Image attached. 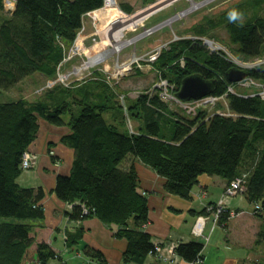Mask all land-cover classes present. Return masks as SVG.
<instances>
[{
    "label": "trees",
    "instance_id": "trees-1",
    "mask_svg": "<svg viewBox=\"0 0 264 264\" xmlns=\"http://www.w3.org/2000/svg\"><path fill=\"white\" fill-rule=\"evenodd\" d=\"M13 1V11L0 15V94L35 74L55 78L65 57V45L71 46L77 38L83 15L103 4V0ZM262 5L264 0L235 5L208 27L226 26L233 52L244 60H255L264 56V16L249 17L247 13ZM125 8L134 12L128 5ZM233 11L239 14L238 19L230 21L228 14ZM241 16L247 17L244 22L239 21ZM195 32L208 35L209 29L202 24ZM154 66L176 84V90L185 77L197 74L215 81L211 95L223 96L233 84L226 73L236 64L222 52L208 50L203 42L191 38L170 43ZM247 71L248 77L264 84V66ZM93 73L81 83H58L45 92L36 91L30 100L21 94L0 101V264H50L59 260L48 243L36 244L34 225L28 222L44 217V189L18 183L26 170L22 166L24 154L38 137L43 121L69 127L61 142L73 149L75 157L69 173L58 174L54 190L71 207L67 217L75 221L97 217L119 227L115 236L127 241L125 262L144 264L147 256L157 254V245L163 246L154 244L144 231L149 204L142 193L136 162H143L165 178L167 192L185 199L202 175L219 176L229 185L246 172L245 191L236 196L243 194L250 204H261L258 214L264 213L263 99L245 92L228 94L229 110L234 115L216 114L208 119L206 111L194 117L171 111L157 93L141 94L127 108L106 76L98 70ZM109 112L112 122L104 117ZM131 119L140 122L135 131L120 129ZM126 159L131 163L124 167ZM229 218L228 212L222 213L218 223ZM80 234L70 232L67 246H76ZM203 248L201 242L189 241L179 243L174 253L188 263L206 264ZM84 250L90 259L107 263L100 251L92 247Z\"/></svg>",
    "mask_w": 264,
    "mask_h": 264
},
{
    "label": "crops",
    "instance_id": "crops-1",
    "mask_svg": "<svg viewBox=\"0 0 264 264\" xmlns=\"http://www.w3.org/2000/svg\"><path fill=\"white\" fill-rule=\"evenodd\" d=\"M35 89L36 86L32 91ZM32 91L26 92L23 97L30 100L34 94L35 98L36 91ZM104 117L114 121L111 112ZM133 120L137 128L140 122ZM122 129L128 128L123 126ZM69 132L67 126L59 127L43 121L38 137L28 151L33 166L24 170L18 178L21 187H42L45 191V198L41 201L44 217L28 221L34 225V241L36 244L48 243L57 252L59 260H51L50 264H72L77 260L79 264H101L87 257L85 247L103 253L106 264H138L123 259L127 241L115 236L119 227L107 225L97 217L72 220L66 215L70 205L55 195L58 174L69 173L75 157L73 149L61 142ZM130 163L126 159L123 166L127 167ZM242 166L245 170L246 165ZM136 169L142 193L146 194L149 204V222L144 225V231L152 236L154 244H163L162 255L151 254L144 264H194L176 256L174 251L172 253L179 243L189 241L204 245L202 255L206 264H264V213H254L253 204L243 194L225 197L228 185L225 179L202 175L185 199L167 192L166 179L143 162H136ZM221 199L225 200L227 211L236 215L224 223H217L212 213H207L205 209ZM70 232L81 233L79 243L73 248L67 246Z\"/></svg>",
    "mask_w": 264,
    "mask_h": 264
},
{
    "label": "rangeland",
    "instance_id": "rangeland-1",
    "mask_svg": "<svg viewBox=\"0 0 264 264\" xmlns=\"http://www.w3.org/2000/svg\"><path fill=\"white\" fill-rule=\"evenodd\" d=\"M245 1L249 0H167V2L166 0H119L120 11H118V19L120 21L118 24L113 27L104 22L103 27L105 26L106 28L101 34H99L95 33V27L90 21H88V19H86L88 22L84 29L85 33L79 38L78 42L80 43H75L80 45L84 44L85 47L83 46L82 51H80L79 54L73 55L71 58L72 60L68 63L63 64L62 66L58 65V74L55 78L49 79L42 74L32 75V78L19 83L18 86L12 88L10 91L2 92L0 94V101L5 102L11 98H19L21 94L24 95L26 92L32 91V88L35 86L36 89L33 91L40 93V91L44 90L45 92L51 89L58 83L70 84L73 83V81L81 83L84 82L86 78L93 76L92 74H94L93 72L95 70H98L106 76V78L111 77L112 74L118 75L115 79L109 80L110 85L114 87L123 107H127L131 100H137L141 94L149 95L151 93H157V90L154 87L159 80L158 72L160 70H158L154 64L152 65L149 64V62H141L140 65L142 67H138L136 64L132 65L131 61L134 54H136V56L147 55L151 49H156L160 44H168L169 48L170 43L173 41H180V39L192 38L200 40L201 42L208 40L213 43L212 47L208 44L205 45L208 50L213 51V46H215L218 50L214 51L225 54L230 61L236 64L237 68L239 67V69L243 70L257 69H244L243 66L249 62L253 65L257 62H262L257 65V67L260 65L264 66V56H260L255 60H244L239 58L232 50L234 49V46L230 43V37L226 26H218L214 29L208 27V24L222 16L224 11H228L240 3L243 4ZM10 2L12 3L11 6L8 0L1 1V3H3V8L0 10V15L2 17L4 15H9V12L11 10L13 11L15 8L16 3H14L13 0H10ZM196 3H198V6H194ZM125 5L133 8L134 12L128 11V9L125 8ZM190 7L192 8L191 10H189ZM247 14L249 17H252L255 14L264 16V5L255 11L249 10ZM246 18V16H241L239 21L244 22ZM202 24L209 29L208 35L195 32V28L200 27ZM125 40H130L131 42L121 45L120 47L117 46L120 43L125 42ZM61 44L63 43L61 42ZM70 47L71 46L65 45L64 56L68 54ZM104 53L106 54L103 60L97 64H91L93 57L103 55ZM247 78L245 79L247 80ZM240 82L241 81H239V83ZM239 83H233L232 86L235 93L230 92L229 94L232 93L236 95V93L238 94L241 92H245L246 95L252 94L257 91L256 87L260 84V82H256V84L253 83L242 86L239 85ZM240 88H242L243 91ZM39 93L37 95H39ZM31 98H34V94ZM168 105L171 111L180 115L186 114L177 104L172 103ZM212 106L214 107H209L210 109H207V113L216 114V112H219L223 116L234 115L230 112L229 102L225 97L217 99L216 104ZM115 113L117 114V112ZM64 116L65 118H68L67 114ZM125 126L133 131L137 129L136 123L133 119L127 120L124 127ZM119 127L120 129L123 128L121 126ZM223 202L226 206L227 204L225 200H223ZM254 205L255 204H253V210ZM254 213H256L255 210ZM212 215L214 216V221L218 223L215 214L212 213ZM161 252L162 250L159 254L162 255ZM79 263L80 261L77 260L72 264Z\"/></svg>",
    "mask_w": 264,
    "mask_h": 264
},
{
    "label": "built area",
    "instance_id": "built-area-1",
    "mask_svg": "<svg viewBox=\"0 0 264 264\" xmlns=\"http://www.w3.org/2000/svg\"><path fill=\"white\" fill-rule=\"evenodd\" d=\"M8 2L10 3L11 6V2L10 0H8ZM167 2V0H166ZM12 11V10H11ZM118 11H120L119 9V0H103V4L100 8L98 9H94L91 10L90 12H87L86 14L83 15L82 17V26L81 29H79V31L77 32V38L75 39V41L72 43L73 45H71L69 52H68V56L65 55L64 59L62 60L61 64L59 66H62L65 63H68L70 60H72V56L73 55H77L79 54L80 51H82L83 46L85 47V45H80V44H75V43H80L78 42L79 38L82 37V35L85 33L84 29L86 28V24L88 21H90L92 23V25L95 27V33H99L101 34L103 32V30L106 28L105 26L103 27V23L105 22L108 25L111 26H115L116 24H118V22L120 21L119 18V14ZM88 19V21L86 20ZM150 32V31H149ZM204 45L208 44L212 47L213 43H211L208 40H205V42L203 41ZM214 50H218V48L216 49L215 46H213ZM168 49V44H160L156 49H151L150 52H148L147 55H141V56H136V54H134V57H132V65L136 64V66L138 67H142L140 64L141 62H149V64H154L156 63V61L159 59V56L161 55V53L163 52V50ZM213 50V51H214ZM212 51V50H211ZM106 53L103 54L102 58H99L98 56H102V55H97L95 57H93V60L91 61V64H97L98 62H100L101 60H103L104 56ZM180 63L182 65H184L185 61L183 59L180 60ZM262 62H257L255 65L246 63L244 64V69L247 68H257V65L261 64ZM264 63V62H263ZM131 65V66H132ZM240 66V65H239ZM242 66V64H241ZM239 68V67H238ZM131 69V67H130ZM159 73V80L157 81L156 85H155V89L157 90V94L160 98V100H162L163 102L167 103V104H172L175 103L177 104L182 110H184V112L186 113V115L192 116L194 117L195 115H197L198 112L200 111H207V109H210L209 107H214L212 105L216 104V100L219 98H226V96L230 93V92H234L233 91V86L230 85L227 87V92L226 94H224L223 96H213V95H208V96H204V98L201 99H193L190 101H181L178 97H177V91L175 90V83L169 82L167 80V78H165L162 74L161 71L158 72ZM118 76L117 74H112L111 77L107 78V81L110 83V79H115V77ZM256 82H260V81H256L255 79H252L251 77H248L247 80L244 79L242 80L239 85H250ZM247 87V86H246ZM251 87V86H250ZM256 92L252 93L253 96H259L261 99L264 100V84L262 82H260V84L258 85V87H256ZM235 93V92H234ZM206 119L216 115V114H221L219 112H216V114L214 113H207L206 112ZM222 115V114H221ZM24 158L22 161V166L24 169H29L31 168L32 165V161H31V155L26 153L24 154ZM247 174L246 173H242L240 174V176L236 177L235 180L231 181L229 185H227V187L225 188V193L224 196L225 197H231V196H236L237 194H240L241 192L245 191V187L247 185ZM261 204L255 203L254 205V210L256 212V214H258L259 212H261ZM207 212H212L215 214L216 216V220L219 221L218 219L220 218V216L222 215V213L228 212L227 208L225 206V203L223 202V199L219 200V203L216 204L215 206L209 205V207L206 208ZM230 214V217L235 215V212H228ZM156 250L157 253H159L162 250V247L160 245L156 246ZM174 249L172 250L173 253ZM175 254V253H173Z\"/></svg>",
    "mask_w": 264,
    "mask_h": 264
},
{
    "label": "water",
    "instance_id": "water-1",
    "mask_svg": "<svg viewBox=\"0 0 264 264\" xmlns=\"http://www.w3.org/2000/svg\"><path fill=\"white\" fill-rule=\"evenodd\" d=\"M248 76V71L237 67L231 68L226 73V78L230 83H236L244 80ZM215 81H206L201 76L193 74L182 80L181 87L177 91V97L181 101H190L193 99H201L204 96L211 95Z\"/></svg>",
    "mask_w": 264,
    "mask_h": 264
},
{
    "label": "clouds",
    "instance_id": "clouds-1",
    "mask_svg": "<svg viewBox=\"0 0 264 264\" xmlns=\"http://www.w3.org/2000/svg\"><path fill=\"white\" fill-rule=\"evenodd\" d=\"M228 15H229L230 21H235L238 19L239 14L237 12L233 11V12H230Z\"/></svg>",
    "mask_w": 264,
    "mask_h": 264
},
{
    "label": "bare ground",
    "instance_id": "bare-ground-1",
    "mask_svg": "<svg viewBox=\"0 0 264 264\" xmlns=\"http://www.w3.org/2000/svg\"><path fill=\"white\" fill-rule=\"evenodd\" d=\"M193 2V1H192ZM195 3V2H194ZM194 6H198V3H196V5H194ZM196 8V7H195ZM192 8L190 7L189 8V10H191ZM188 10V11H189ZM183 16V15H182ZM181 17V16H180ZM179 18V17H178ZM129 42H131L130 40H125V42H122V43H120L119 45H117L118 47H120L121 45H125V44H127V43H129ZM103 57V55L102 56H100V58H102ZM233 85V84H232Z\"/></svg>",
    "mask_w": 264,
    "mask_h": 264
}]
</instances>
